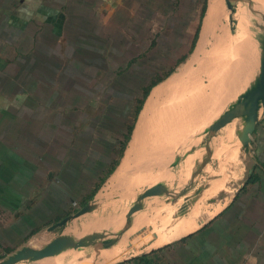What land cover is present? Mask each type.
Wrapping results in <instances>:
<instances>
[{"label": "crops", "instance_id": "0c3cea01", "mask_svg": "<svg viewBox=\"0 0 264 264\" xmlns=\"http://www.w3.org/2000/svg\"><path fill=\"white\" fill-rule=\"evenodd\" d=\"M224 1H207L197 44L205 38L203 55L211 30L221 17L228 15L234 33L220 31L218 46L215 45L217 55L230 56L231 48L237 45L236 19L240 26L251 30L257 27L248 20L261 25L259 13H264V0H236L231 9L234 12L228 14L223 13ZM127 3L128 0H0V261L24 246L33 248L32 238L54 222L55 200H71L72 186L81 189L86 184V168L93 175L103 166L102 154L87 156L86 140L76 143L72 150L69 127L72 119H77L75 112L80 115L95 100L96 89L103 87L101 80L94 79L96 74L105 72L109 83L114 82L113 57L125 46L120 32L126 31L123 27L127 23L119 13ZM119 22L124 25L122 28ZM110 94L106 96L108 103L113 99ZM117 101L119 98L112 103ZM182 113L172 119L169 138L177 129L173 126L175 121L180 122L177 130L184 127L186 113ZM66 128L68 139L60 147L56 136L65 134ZM181 135L176 143L187 144L191 138ZM251 141L253 164L239 190H225L227 175L198 188L201 192L195 196L196 201L190 202L197 208L192 209L184 223L201 220L197 229L118 264H264V114ZM207 142V149L204 144L182 159L183 162L192 156L193 164L199 167L205 161L201 174L222 159V149ZM175 147L176 144L152 151L142 144L133 158L138 153L134 160L147 161L136 166L157 167L156 162L167 160L171 167L176 159ZM93 150L101 153L102 149L93 145ZM228 155L224 163L227 166L232 161ZM55 174H60L57 181ZM72 176L77 180L72 181ZM219 184L221 187L216 190ZM199 201H206V205L200 207Z\"/></svg>", "mask_w": 264, "mask_h": 264}, {"label": "rangeland", "instance_id": "374dc122", "mask_svg": "<svg viewBox=\"0 0 264 264\" xmlns=\"http://www.w3.org/2000/svg\"><path fill=\"white\" fill-rule=\"evenodd\" d=\"M207 1L208 0H193L191 6L190 0H169V2H167V0H128V6L123 9L124 11H120V19L123 21L126 19L127 23L124 26L119 22L120 28H122V26L126 28V31L120 32V36L124 35L125 46L119 49V53L116 57H113V61L115 62L113 68L114 72H112L114 82L109 83V76L104 74L105 72L97 73L94 79L96 81L101 80L103 87L101 89H96L97 93L95 94V100H92L91 103L87 105V108L82 109L80 115H76L77 112L74 111L77 119H72L71 126L69 127L71 137L69 141L72 150L76 143V145L85 143L86 140L88 146L87 156L95 158L97 156L101 157L100 155L102 154L103 166L93 175L91 174V169L86 168L88 171V175H86V184L84 183L81 189H78V185L72 186L71 200L60 202L55 200L56 207L54 211L56 216L51 225L59 222L68 215L74 214L86 203L90 202L95 205V209L91 213L68 222L63 232L65 234L67 231L73 232V234L77 235L74 237L76 239L94 232L106 233L108 235L107 238H113L109 234H116L122 230L127 212L134 205L137 197L150 187L157 183H161L166 185L169 192L176 191V193H180L181 191H185V196L176 200H171V198L166 195L143 199L141 201L143 209L130 217L132 220L131 226H133V224L137 226H135L131 232L127 231L120 237L116 245L108 250H96V244L106 239L103 237L94 242H87L85 245L75 250L69 249L56 257L33 264H90L92 261H95L96 264H118L124 261L125 258L142 255L154 248L175 240L168 238L175 232L173 229L181 227L180 225L186 222L188 214L196 204L193 206H191V203L188 204V210L186 208L187 211L184 215H179L178 210L181 205L184 204V199L194 195L198 188L205 187L212 179H215L216 183L217 180H219L217 179L218 177L223 179L227 175L229 183H227L225 190L232 192L234 190H239L241 184L245 181L248 176L249 168H252L253 161L252 158L243 151H240L241 155L239 154V147L240 149L242 148L235 130L236 126L240 125L241 122L237 118L234 119L227 125H232L233 129H227V126H225L213 135L214 139L212 138L213 136L209 139L208 134L203 133L205 128L222 115L224 111H234V109H240L242 107L244 99L238 97L237 92L239 89H242V87L248 86V83L251 81L252 72L251 70L248 71L246 79L242 76L237 77V74L235 73L234 75V72L237 71L235 69L240 60L235 63L231 58L229 59L227 55H217V51L219 53V50L215 48V45L216 38L218 34H220V31L224 30L228 35L234 33V24H232L228 15L226 17H221L220 21L212 28L211 34L208 37L205 55L198 57V62L190 63L199 41L203 19L207 10ZM203 3H205V11L202 20L199 21V14ZM223 3V13L228 14L232 10L228 9L225 1ZM235 3L236 1L232 2V5H235ZM184 4L188 5V7L184 6ZM259 22L261 24L260 19ZM198 26L199 29L196 42L192 50L189 51L192 37ZM235 30L240 33L238 28H235ZM252 31L254 42L252 57H254L259 50L258 38L261 35V29L257 27L253 28ZM228 39L231 41L229 37ZM217 46L218 45H216V47ZM253 60L252 58V65H254ZM203 64L207 65L204 67ZM182 66L187 67L189 70L181 74L179 70L184 68ZM214 68L216 69L214 70ZM179 73L180 76H183L182 79H184L174 84L175 87L172 88V91H170L171 93L168 95V98H170H165L163 101L165 105H168L167 107L176 108V112L179 111L177 114L182 111L183 105L187 106V109H185L186 114H184L186 119L183 125L184 127L177 130L180 122H174L173 126L177 129H174V140H172L173 143L170 145L166 143V140H168L167 138L159 140L158 133L157 137L155 136L157 139L156 143H154L152 139H150L152 142L149 140L150 142L143 143L146 145L147 150L149 149L152 151H161L166 149V147L168 149V147H174L176 144L175 154L176 158H179V164L176 167H170L169 163L171 162H167V160H157V167L136 166L138 163L147 162L144 160H134L136 155H138L137 153L132 159V162L126 167L127 172L120 176L116 183L111 184L110 178L113 177V174L119 167L118 165H120L122 161L119 157V151L122 148V151H124L126 147L128 148V141H125L127 128L133 126L128 137V140H130L140 112L151 91ZM210 76H212V78ZM209 79H212L213 82ZM122 82L124 85L127 84V86L130 87L129 90H132L133 94L131 95L130 91L128 98L122 97L119 94L118 96L122 98L119 97L118 103H112L113 100H116V96H112L113 99L108 103L105 99H108L106 96L110 93L111 89L114 92L115 89L112 88V86L122 84ZM195 82H197L196 84L198 86L193 88L192 85H190L189 92L192 91V95L189 93L187 95L186 87L188 86L186 85H189V83L195 84ZM152 83L156 84L148 91V96L143 101L141 109L136 113L138 102L141 101L144 91H146ZM238 83H240L241 86L238 85ZM183 84H185V86H181ZM184 88H186V90ZM180 89H184L183 91L186 92L182 93ZM177 92L183 94V98L179 97V94L177 96ZM102 98L103 100L100 102ZM176 98L184 100L183 103L186 102L184 104H181V102L178 103L179 100L177 101ZM110 107L113 110H110ZM177 108H179V110ZM112 127L114 132L110 130ZM65 130V134L56 136V145L60 147H62V143L67 142L68 139V135H66L68 129L66 128ZM180 134H188L191 138L190 141H188L187 144L176 143L175 139L179 141ZM208 140L211 146L215 145L217 148L220 147V149H222V159L220 158L217 162H214V166L209 167L204 174H201L202 171H199L194 178H191V176L196 173L199 166L196 163L193 164L194 157L192 156L187 157L183 162L182 159L186 154L190 153L191 150L206 144ZM222 141H224V144L220 145ZM235 142H237V144L234 145ZM93 145L98 147V150L102 149L101 153L93 150ZM233 145L237 148V160H232L231 163H227L229 164V166H227L224 164L226 163L225 157L228 154L226 150L229 146L233 147ZM220 149H218L217 154ZM200 153L202 155L204 154V152ZM65 155L67 157L68 152H66ZM137 158L138 157H136V159ZM162 163L166 164V166L164 167ZM58 175L60 174H55L54 180L57 181L59 178ZM71 180L76 181L77 179H74L72 176ZM106 188H108V190ZM107 192L109 193L106 195ZM100 194L102 196H99ZM58 202L59 204H57ZM203 202L204 204H202ZM203 202L199 201L198 205L200 204V207L206 205V201ZM115 217L122 219L112 225H108L109 220ZM162 222H167L166 224H168V226L161 228ZM87 225H89L87 227L88 229L86 228ZM143 226H146V231L142 233L143 236L140 234L139 236L137 235L138 238L134 236L135 238L133 237L129 240V237ZM57 234L58 229L48 231L47 228H44L32 238L30 245L34 249H40L54 239ZM149 244L150 249L146 252L140 249Z\"/></svg>", "mask_w": 264, "mask_h": 264}, {"label": "water", "instance_id": "95a60500", "mask_svg": "<svg viewBox=\"0 0 264 264\" xmlns=\"http://www.w3.org/2000/svg\"><path fill=\"white\" fill-rule=\"evenodd\" d=\"M235 1L236 0H225L228 9H232V2ZM259 15L261 20V25L259 26L261 29V35L258 38L259 50L254 58V65H252L251 68V81L248 83V86L244 88L242 87V89H239L237 92L238 97L244 99L243 105L240 109H234V111H224L223 114L213 121L208 127H206L203 132L204 134H208V138L210 139V137H212L217 131L230 124L234 119L239 118L241 120V124L236 127L235 133L238 135V140L241 144L242 151L249 156H251L252 153V134L260 122V117L264 114V13H259ZM207 143L208 142H206L205 145L206 149L208 146ZM207 154L208 156L210 155L208 151ZM187 155L188 154H186V156ZM205 163L206 162L204 161L201 167H198L196 173L193 174L191 178H194V176L199 173ZM178 164L179 158H176L171 167H176ZM200 192L201 189H198L192 198L184 199V204L181 205L178 210L179 215L185 214L188 204H190L192 201H196L195 196ZM184 193L185 191H181L180 193H176V191L169 192L166 185L161 183H158L145 190L137 197L136 202L127 212L125 216V224L122 230L116 234H109L113 238H107L108 235L106 233L94 232L76 239L74 237L77 235L69 231H67L66 234L63 232L68 222L85 214L91 213L95 209V205L93 203H86L74 214L62 218L59 222L51 225L47 229L48 231H54L58 229V234L45 246L40 249L24 246L0 261V264L38 263L40 261L56 257L69 249H76L82 244L84 240H90L97 237H105L106 239L96 244V250H108L116 245L120 237H122L131 228L132 220L130 217L134 212L142 209L141 201L143 199L153 196L166 195L170 197L171 200H176L184 195ZM144 231H146V226H143L136 233L131 235L129 240L134 236L142 234Z\"/></svg>", "mask_w": 264, "mask_h": 264}, {"label": "bare ground", "instance_id": "6f19581e", "mask_svg": "<svg viewBox=\"0 0 264 264\" xmlns=\"http://www.w3.org/2000/svg\"><path fill=\"white\" fill-rule=\"evenodd\" d=\"M264 5V4H263ZM231 10V9H230ZM234 11H230V13H233ZM237 15L235 13L234 15V18L236 19ZM236 24L235 26L240 28L239 29V32L241 33H237V39L235 41V44L236 45L234 48H231L230 50V56H229V59L231 58L233 62L236 63V61L238 62L240 60V62L237 64V68L235 70H237L236 72H234V75L235 73L237 74V77L238 76H242L244 77V79H246V75H248V71L251 70V67H252V64L253 62H251L252 58L254 59L255 58V55L254 57L253 56V53H252V50H253V31L251 29H249L247 26L245 25H241L240 26V23L238 22V20L236 19ZM250 24L254 25V27H259V24L252 21V20H248ZM255 32V31H254ZM256 33V32H255ZM256 42V41H255ZM204 44H205V38H202V40L200 41L199 45L197 46L196 50L194 51V54H193V57L190 61V63H193V62H198V57L202 56L203 55V50L205 49L204 48ZM206 46V44H205ZM257 46V45H256ZM229 55V54H228ZM254 61V60H253ZM204 63V62H203ZM202 64V62H201ZM208 64V63H207ZM206 64V65H207ZM191 65V64H190ZM205 64H203V66L205 67L206 66ZM184 67V66H182ZM192 67V66H191ZM216 68H214L215 70ZM179 70V69H178ZM189 70L187 67H184L183 69L179 70L181 74H183L185 71ZM178 71V72H179ZM201 71V70H200ZM180 73L179 74H176L174 76H172L171 78H169L165 83H162L160 84L159 86L155 87L149 97L147 98L144 106H143V109L141 110L140 112V115L138 117V120L136 122V126H135V129H134V133L132 135V139L130 140V143L128 145V149L119 165V167L117 168V170L115 171V173L113 174V177L110 178V183L111 184H114L116 183V181L119 179L120 176H122L123 174H125L127 171H126V167H128V165L132 162V159H133V154L135 152L136 149H138V147L140 145H142L143 143H147L150 139H152L154 141V143H156V137H157V133H158V136H159V140L160 139H164L165 137L167 138V134L169 133V129H172L171 128V121L172 119H174L175 117L178 118V112H176V108L173 109L171 107H167L168 105H165L163 99H167L168 98V95L169 93H171L170 91H172V88L175 87L174 84H177V81L179 80H183L182 77L183 76H180ZM214 74V73H212ZM186 75V74H185ZM184 75V77H185ZM212 78V76H210ZM210 81L213 82L212 79H209ZM197 82L194 83H189V85H186L188 87L187 90L186 88H184L186 91H187V95L188 93L191 94V92H189V87L190 85H192V87H197L198 85L196 84ZM180 85V84H179ZM195 85V86H193ZM202 85V84H201ZM238 85H240V83H238ZM181 86H185V84L181 85ZM241 86V85H240ZM183 89V90H184ZM181 92H186V91H183L182 89H180ZM175 92V91H174ZM180 92H177V96ZM181 98L183 94H179ZM192 95V94H191ZM198 95V93H197ZM171 96V95H170ZM185 96V95H184ZM172 97V96H171ZM186 97V96H185ZM191 97V96H190ZM189 97V99H190ZM170 98V97H169ZM168 98V99H169ZM209 98V97H208ZM173 99H174V95H173ZM177 101L179 100L178 103L181 102V104L183 103L184 100H180V98H176ZM185 99V98H184ZM176 101V100H175ZM206 101V100H205ZM208 101V100H207ZM186 102V101H185ZM184 102V103H185ZM183 103V104H184ZM172 105V104H171ZM169 105V106H171ZM238 105V104H237ZM173 106V105H172ZM177 106V105H176ZM184 106V109H187V106L183 105ZM186 107V108H185ZM179 110V108H177ZM182 112L184 113L185 111L182 110ZM182 113V114H183ZM188 113V112H187ZM240 122L241 120L239 118H237ZM174 125V124H173ZM237 127V126H236ZM227 129L231 128L233 129V126H227L226 127ZM166 130V131H165ZM158 131V132H157ZM233 131V130H232ZM173 137H170V139L166 140V143H169V145L172 142V140H174V131L171 133ZM167 135V136H166ZM156 136V137H155ZM155 137V139H154ZM169 137V136H168ZM147 138V140H146ZM165 138V139H166ZM151 141V140H150ZM149 141V142H150ZM165 141V140H164ZM239 141V140H238ZM237 141V142H238ZM152 142V141H151ZM237 142L234 143L237 144ZM152 145V144H151ZM233 147H228V153H229V159L230 160H235L237 159V148L236 146ZM146 146V145H145ZM152 147V146H151ZM154 147V146H153ZM240 148V147H239ZM240 151H242V149H240ZM224 179V178H223ZM136 180V179H134ZM139 180V179H138ZM134 183V182H133ZM131 184V183H130ZM136 184V183H135ZM215 186V184H214ZM110 187V186H109ZM221 186L219 184L218 187H216V190L219 189ZM212 188V187H211ZM210 188V189H211ZM108 190V188H106ZM110 189V188H109ZM105 193V192H104ZM109 192L106 193V195L108 194ZM207 194V193H205ZM105 195V194H104ZM99 196H102L101 194ZM106 197V196H105ZM199 207V206H198ZM197 207H195L196 209ZM142 209H143V206H142ZM141 209V210H142ZM140 211V210H138ZM136 211V212H138ZM136 212H134L132 215H134ZM190 215V214H189ZM146 217V216H145ZM192 217V216H191ZM190 217V219H191ZM158 218V217H157ZM189 218V217H188ZM187 218V220H189ZM122 218H118V217H115V218H112L109 220L108 222V225H112L118 221H120ZM202 219V218H201ZM157 220V219H155ZM162 220V219H161ZM185 220V219H184ZM197 220H198V217H197ZM97 221V220H96ZM95 222V221H94ZM185 222V221H184ZM190 222V221H189ZM199 222H201V220L199 221H195V222H192V223H189V224H183V226H181V228L177 229V231H175L168 239H176V238H179L183 235H186L188 233H190L191 231H193L197 225L199 224ZM167 222H162V225H161V228H165V226H168V224H166ZM93 224V223H92ZM91 224V225H92ZM155 224V223H154ZM157 224V222H156ZM89 225L86 226V228L88 227ZM96 226H99V225H96ZM137 226L136 224H133V226H131V228L128 230L129 232H131L133 230V228ZM82 228H85V227H82ZM85 228V229H86ZM93 228V227H92ZM83 229V230H85ZM88 229V228H87ZM197 229V228H196ZM155 230V229H154ZM135 232V231H134ZM73 233V232H72ZM149 233V232H148ZM147 233V234H148ZM150 235V234H149ZM139 236V235H138ZM141 236H143L141 234ZM147 236V235H146ZM137 237V236H136ZM103 238V237H102ZM102 238H92L90 240H84L82 242V244L79 246H83L85 245L87 242H94L98 239H102ZM135 238V237H134ZM138 238V237H137ZM143 238V237H142ZM160 239V238H159ZM161 240V239H160ZM140 241V240H139ZM127 243V242H126ZM122 244V243H121ZM141 244V243H140ZM150 244L149 245H145L144 247L140 248L142 249L143 251H147L150 249ZM138 247V246H137ZM91 250V249H90Z\"/></svg>", "mask_w": 264, "mask_h": 264}, {"label": "trees", "instance_id": "16d2710c", "mask_svg": "<svg viewBox=\"0 0 264 264\" xmlns=\"http://www.w3.org/2000/svg\"><path fill=\"white\" fill-rule=\"evenodd\" d=\"M204 11H205V3H203V5H202V7H201V10H200L199 21L202 20V17H203V15H204ZM198 25H199V24H198ZM198 29H199V26L197 27V29H196V31H195L193 37H192V41H191V45H190V50H189V51L192 50V48H193V46H194V44H195V42H196L197 35H198ZM155 84H156V83H152V85H151L150 87H148V89H146V91H144V94L142 95V99H141V101L138 102V104H137L136 113L139 112V110L141 109V106H142V104H143V101H144L145 98L148 96V91H149L153 86H155ZM112 88H114L115 90H114V92L112 91V89L110 90V92H111L110 96H116L115 98H119V97H120V96H118L119 94H120L122 97H126V98H128V97H129V93H130V91H131V95L133 94L132 90H129L130 87H127L126 85H124L123 82H122V84H117L115 87H112ZM131 89H132V88H131ZM122 97H120V98H122ZM105 100H106V99H105ZM111 106H112V105H111ZM109 109H110V110H113L111 107H110ZM132 129H133V126H130V127L127 128V132H126V135H125V136H126V137H125V141H126V142H127L128 139H129L128 137H129V135H130ZM110 130L114 132L113 127H112ZM122 150H123V148L120 149V151H119V152H120V156H119L120 158H121V154H122V152H123ZM118 155H119V154H118ZM114 166H115V164H114ZM114 166H112V167H114Z\"/></svg>", "mask_w": 264, "mask_h": 264}]
</instances>
